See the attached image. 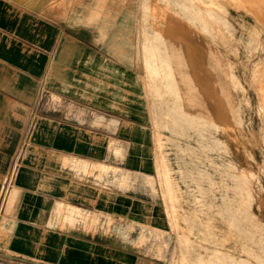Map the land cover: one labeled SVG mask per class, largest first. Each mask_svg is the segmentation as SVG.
<instances>
[{
  "label": "crops",
  "instance_id": "0c3cea01",
  "mask_svg": "<svg viewBox=\"0 0 264 264\" xmlns=\"http://www.w3.org/2000/svg\"><path fill=\"white\" fill-rule=\"evenodd\" d=\"M235 2L251 16L227 8L234 30H264V0ZM208 12L189 0H0V247L50 256L100 246L111 237L101 220L155 219L132 177L154 176L158 142L213 121L241 163L259 130L252 99L233 92L249 71L231 51L244 36L228 38ZM257 62L252 88L264 85ZM110 248L113 264H148Z\"/></svg>",
  "mask_w": 264,
  "mask_h": 264
},
{
  "label": "rangeland",
  "instance_id": "374dc122",
  "mask_svg": "<svg viewBox=\"0 0 264 264\" xmlns=\"http://www.w3.org/2000/svg\"><path fill=\"white\" fill-rule=\"evenodd\" d=\"M230 1L232 4L229 0H189L205 4L211 22L221 24L228 38L244 36L243 44L234 45L231 51L240 53L235 61L238 69L249 71L242 77L244 89L234 87L233 92L241 93L243 106L249 105L248 97L252 99L259 130L255 143L245 141L241 163L226 156L214 121L211 133L204 127L193 129L192 139L180 133L177 136L182 139L169 142L168 149V142H158L154 176L142 181L132 177V190L139 193L140 185L146 186L143 191L158 203L155 219L120 225L101 220L100 231L111 237H101L100 246L77 241L50 256L0 247V264H113L105 252H112L110 247L129 249L135 260L148 264H264V85L253 89L248 84L260 75L257 59L264 56V30L259 24L255 31L249 26L251 33L244 30L245 25L234 30L226 20L227 8L251 15L235 0ZM248 33L249 39L245 37ZM209 134L212 139L206 140ZM252 144L258 146L254 148L256 162L251 158Z\"/></svg>",
  "mask_w": 264,
  "mask_h": 264
},
{
  "label": "bare ground",
  "instance_id": "6f19581e",
  "mask_svg": "<svg viewBox=\"0 0 264 264\" xmlns=\"http://www.w3.org/2000/svg\"><path fill=\"white\" fill-rule=\"evenodd\" d=\"M181 3V2H180ZM184 3V2H183ZM260 3V2H259ZM247 7V6H246ZM249 7V6H248ZM253 7H255V6H253ZM260 7V6H259ZM254 16V15H253ZM258 22V21H257ZM236 43V42H235ZM263 74V73H262ZM254 85V84H253ZM257 87V86H256ZM259 87V86H258ZM257 89V88H256ZM258 94V93H257ZM257 99H259V97H257ZM261 99V98H260ZM261 101V100H260ZM264 110V109H263ZM17 145V144H16ZM25 148V147H24ZM238 165V164H237ZM253 185H255V184H253ZM213 188V187H212ZM250 188H252V187H250ZM213 253V252H212Z\"/></svg>",
  "mask_w": 264,
  "mask_h": 264
}]
</instances>
